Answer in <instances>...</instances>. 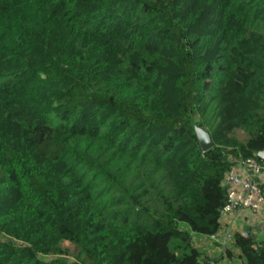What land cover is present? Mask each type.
<instances>
[{
    "label": "trees",
    "instance_id": "trees-1",
    "mask_svg": "<svg viewBox=\"0 0 264 264\" xmlns=\"http://www.w3.org/2000/svg\"><path fill=\"white\" fill-rule=\"evenodd\" d=\"M263 149L264 0H0V264L219 262L193 236Z\"/></svg>",
    "mask_w": 264,
    "mask_h": 264
},
{
    "label": "crops",
    "instance_id": "crops-1",
    "mask_svg": "<svg viewBox=\"0 0 264 264\" xmlns=\"http://www.w3.org/2000/svg\"><path fill=\"white\" fill-rule=\"evenodd\" d=\"M238 174L245 176L247 172L238 167ZM261 186L264 187V177L257 178ZM226 188L229 191V195L233 192L236 198L243 194V190L239 186H233L226 180ZM254 202L258 205V209L254 211L250 207H242L234 214H228L221 218V228L218 231V235L221 237L224 233L228 232L232 236L236 234L245 235L250 233L256 239L264 240V197L254 198ZM194 244L202 253V258L206 257L211 259H220V264H246V262L238 256V252L232 258L225 257L224 249L220 243L214 242L206 235H194Z\"/></svg>",
    "mask_w": 264,
    "mask_h": 264
},
{
    "label": "built area",
    "instance_id": "built-area-1",
    "mask_svg": "<svg viewBox=\"0 0 264 264\" xmlns=\"http://www.w3.org/2000/svg\"><path fill=\"white\" fill-rule=\"evenodd\" d=\"M235 162L236 164L228 170L226 180L233 186L241 187L243 194L237 198L233 192L229 195V200L222 211V216L234 214L242 207H250L256 211L258 205L254 202V198L259 197L262 199L264 197V187L257 180V178L264 177V149L256 152L253 158L237 160ZM238 167H242L247 174L245 176L239 175L237 171ZM207 237L214 242L220 243L224 250L228 247L233 248V236L228 232L224 233L221 237L218 235V232ZM212 264L220 263L212 262Z\"/></svg>",
    "mask_w": 264,
    "mask_h": 264
},
{
    "label": "water",
    "instance_id": "water-1",
    "mask_svg": "<svg viewBox=\"0 0 264 264\" xmlns=\"http://www.w3.org/2000/svg\"><path fill=\"white\" fill-rule=\"evenodd\" d=\"M196 133L203 151H207L213 148L214 141L212 140V137L207 130L198 127L196 128Z\"/></svg>",
    "mask_w": 264,
    "mask_h": 264
},
{
    "label": "rangeland",
    "instance_id": "rangeland-1",
    "mask_svg": "<svg viewBox=\"0 0 264 264\" xmlns=\"http://www.w3.org/2000/svg\"><path fill=\"white\" fill-rule=\"evenodd\" d=\"M64 247L69 248L71 250V252H73L75 249V247L69 242H65Z\"/></svg>",
    "mask_w": 264,
    "mask_h": 264
}]
</instances>
